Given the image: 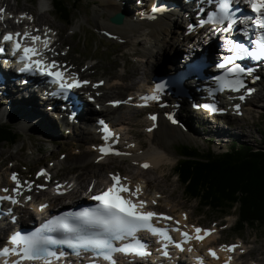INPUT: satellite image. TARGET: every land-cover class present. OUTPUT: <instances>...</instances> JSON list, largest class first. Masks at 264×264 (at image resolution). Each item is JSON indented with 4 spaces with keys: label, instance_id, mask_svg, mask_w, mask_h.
<instances>
[{
    "label": "rangeland",
    "instance_id": "obj_1",
    "mask_svg": "<svg viewBox=\"0 0 264 264\" xmlns=\"http://www.w3.org/2000/svg\"><path fill=\"white\" fill-rule=\"evenodd\" d=\"M46 1L49 6L48 10H45L43 6L39 5L41 0H0V9L4 8L10 12H14L15 10L21 11L23 9L32 11V15L35 17L36 21L40 18L38 20L39 22L37 21L39 24H51L52 27L54 26L59 35L57 41V47H59V49L57 50V54L75 70L81 72L83 77H89L92 81L99 78H107L110 82L116 81L117 87L114 92L104 94L101 97V101L104 102L106 98L110 97L123 98L128 93L135 92V90L143 87L148 77L144 80L141 75L131 74L135 66H139L142 70L145 64L134 60L132 51L130 50V44H123L122 40L111 38L103 33L104 30H99L102 25L98 24L95 12L101 11L100 0H79L75 5L77 6L76 10L72 13V19L67 24L58 21L51 0ZM64 1L67 3L71 2V0ZM125 3L124 8L128 11H126L128 15L131 16L130 10L135 7V0H126ZM104 14L107 15L106 12H104ZM138 14L139 12H137V15ZM180 19L181 17L177 16V25L172 27L173 35H177L181 27H184ZM12 23L16 28H20L21 26L25 28V25H18L16 21H12ZM37 27L38 25L35 29ZM140 33L141 32L137 34V38L144 37L141 39L147 41V38H145V36H140ZM128 39L131 41V37ZM180 48L182 51L184 47L180 45ZM168 49V47L165 48V51L167 50L166 52H168ZM86 66L91 67L86 68ZM116 75H120L121 79H114ZM256 101L259 100H252L253 103H256ZM17 103L18 109H21L22 114L18 111H10L5 114L0 108V123L11 124L19 134L18 141L16 140V143L13 145L10 143L0 144V173H3V177L0 174V183L3 182L2 180L5 177L6 179L9 178V173H12V170H15L16 173L23 176H34L37 167L41 165L46 167L52 164V167L55 168L53 172L56 173L59 178L63 177L67 179L68 177H74L83 172L79 164H74L69 161L77 158L78 155L79 157L77 159L85 156L87 157L94 152L88 145L91 134L88 132L84 134L87 136V139L85 142L80 143V147L75 140L76 137L73 139L67 137L65 133H63L62 127H60L57 135H48L47 133L51 134L50 121L43 116L46 115L43 110L38 112L37 100L30 99L27 103L21 101H17ZM245 107L247 113L244 114V117L235 118L233 121L238 125L244 124L245 129H243V132L247 133L246 136L250 135V139H253V143L258 142L261 132H264V108H258V106L254 104ZM250 112H252V114ZM115 113L116 115L121 113L126 118L124 120L119 119L115 121V123L122 122L126 125L125 138H133L138 141V143H141V151L147 150L149 147L153 146L152 143L156 141L152 139H154V134L156 132L152 133L153 128L151 131L147 132L149 134L145 133V128H147V124L143 119L145 111L119 108ZM260 113L263 114V117L258 116ZM36 116L40 117V121L31 124L29 120ZM178 119L179 124L177 126H180L176 127V133L178 135L175 136V134L170 131H167L164 135V139H172L168 147L174 161L171 163L162 162L157 167L147 170V172L139 173L143 175H141L142 178L145 176V178L151 179L150 186L143 190V194L147 197L154 198V200L159 203L156 207L161 211H175L177 214H181V212L184 211L186 214L190 215V220L194 223L206 226L215 224L220 230L218 234L219 238L216 239L214 242L215 244L219 242H236L239 241L240 237L249 248L248 254L246 253V257L242 260V264H255V262H258V264L264 263V226L246 227L243 231L239 232L240 234H236L235 231L237 230L234 225L237 215L234 209L229 215L223 217L219 216V213L209 210L207 207H201L196 200L187 199L183 193V187L175 175V165L179 158L177 150H180L178 145L187 144L190 146H197L203 151L206 150L208 141H211V143H213L212 148L214 152H220L225 150L229 145L228 140H226L227 134L222 136L223 139H217L215 135H212L214 123L216 122L207 120L198 113L190 114L183 112L181 115L179 113ZM227 120L228 119H221L219 122ZM229 120H231V118ZM183 121L189 126L188 130L190 131L188 133L184 132L181 128ZM225 129L227 130V128ZM237 130L241 132L239 129ZM214 131L216 132V130ZM220 131H223L222 127H220ZM246 136V141L242 139L239 140V137H236V140L251 144L249 138H246ZM233 138V141H236L234 136ZM216 141L224 143L218 145L214 143ZM137 149H139L138 145L134 147V150ZM76 151L81 152L76 156ZM49 154L50 156H48ZM57 160H59L61 164H58ZM104 164L105 169L101 170V175H103V177H105L108 171L116 172L120 170L127 174L131 180H134L136 173H138L136 161L130 157L117 159L109 158L104 161ZM242 245L245 249L243 243ZM250 258L255 261H249ZM258 258H261V263L256 261Z\"/></svg>",
    "mask_w": 264,
    "mask_h": 264
},
{
    "label": "snow or ice",
    "instance_id": "obj_2",
    "mask_svg": "<svg viewBox=\"0 0 264 264\" xmlns=\"http://www.w3.org/2000/svg\"><path fill=\"white\" fill-rule=\"evenodd\" d=\"M231 0H223L220 4V11L222 15L219 18L220 23L227 21V26L222 29L224 32H229L233 26L234 21L229 18L228 7ZM246 3L251 7V10L257 14L258 21L255 27L264 29V0H246ZM4 10L0 9V13ZM155 11V9H153ZM149 19L154 17L149 16ZM31 19V17H28ZM38 31V30H37ZM29 37V33L25 32L23 37L20 33L13 34L11 32L2 36V40L5 43L12 44V54H19V60L23 63L21 72H35L40 75L51 77L52 82L57 84L62 91L80 88L82 85H86L88 81H80L73 77L71 80L65 78V72L60 69V66L56 61H45L41 57L43 52L35 47L36 42L41 41L45 51L49 49V42L47 35L42 39L39 35H32L33 46H23L21 39ZM256 47L249 51L243 44L232 43V47L229 48V52L235 51V54H230L224 57L223 61L217 64L218 68H225L226 65H233L227 69L224 76L216 77L217 82L222 88H227L232 92H240L241 89L246 87L242 76L245 74V69L236 63L237 60L243 59L245 55L255 60L264 58V34L258 35L257 39L252 41ZM3 47H0V52H3ZM103 84V81L100 82ZM99 85H92V87H98ZM164 88L163 84H156L153 89V94L149 97H142L145 100H160V93ZM251 89H248L251 94ZM91 99V97H89ZM131 99V98H129ZM241 101L245 99L244 95L239 97ZM128 101L115 100L111 101L113 107L118 106L120 103H127ZM210 111L216 109L205 105ZM237 107H239L237 105ZM152 120L156 117L152 116ZM176 121L173 120V123ZM103 126V132L105 133L104 139L113 137L114 134L109 129L108 125L104 121L99 122ZM151 131V129H148ZM132 147V145H129ZM100 158H104L109 155L116 156H128L130 153H124L117 151L111 145L105 144L99 147ZM143 169H147L150 165L145 162L139 165ZM38 176L46 175L41 171ZM111 185L104 191L93 194L90 198L94 201H98V205L95 208H85L79 212L66 213L63 216L53 217L51 221L43 225L41 229H38L35 233L22 236L19 233L12 234L8 237L6 246L0 248V257H14V259L4 261V264H25V262L42 261L43 264H52V258L57 257V253L52 250V246H66L73 250L75 255H80L81 251H92L94 255L102 257L103 260L109 262V264H116L113 258V253H122L124 255H133L136 257H146L149 255L147 246L137 238V233L146 231L154 236H159L166 243L163 244V248L166 249L169 243H172L173 238L169 235V230L165 228H158L153 225V220L163 219L165 221H172L171 216H166L162 213H156L154 211L145 210L147 202L138 199L134 201L131 198H125L124 193H127L129 197H138L141 193L140 185H136L134 190L131 189L127 183V177H121L119 174H111ZM10 179L16 185L11 189V195L0 196V201H9L11 204L16 205L19 201L16 196L20 195L19 189L21 182L19 181L17 174L12 173ZM27 183V182H25ZM29 191H31V185H28ZM37 187H43L37 185ZM60 185H57V189H60ZM5 193L9 192V189H0ZM91 192L92 189L89 188ZM59 194H63L59 192ZM25 199H31V197H25ZM156 203L155 200L152 201ZM47 205H41V209L46 208ZM186 219V217H185ZM179 224V221H175ZM45 230L48 232L56 233L57 235L51 236L44 234ZM172 231L178 232L182 238L184 244L195 239L198 242L203 241L206 237L211 235L214 229H202L200 227L193 226V232L195 235L188 232L181 231L179 227H174ZM130 239V242L124 243L119 247L113 245V241H124ZM175 247L184 251L181 243H176ZM240 245H221V250L227 253H234ZM191 251L192 249H187ZM242 251V249H241ZM64 253H60L62 256ZM165 257L169 255L167 251L162 253ZM208 255L214 260H218L219 256L213 248L208 249ZM232 256L229 255L224 264H231ZM199 264H204L200 259Z\"/></svg>",
    "mask_w": 264,
    "mask_h": 264
},
{
    "label": "bare ground",
    "instance_id": "obj_3",
    "mask_svg": "<svg viewBox=\"0 0 264 264\" xmlns=\"http://www.w3.org/2000/svg\"><path fill=\"white\" fill-rule=\"evenodd\" d=\"M116 1L115 0H100V10L101 11L95 12V17L98 21V24L102 25L99 30L100 31L104 30L103 33L107 36H110L111 38H117V39L122 40L123 44H127V45L130 44V50L132 51V56H133L134 60L145 64L144 68L142 70L140 69L139 66H135L133 73L131 75H135V74L141 75L142 79H145L148 77V81H146V83L144 84V87H146L149 84V80H150L151 76H153L154 74L161 73L163 70H166L167 68H169L170 65H167V62H169L168 59L166 58L167 54H169L171 52L177 53L178 47L180 45L183 46V40L188 39V37L183 36L180 33H178L177 35H173L172 27L174 25H177V20L174 18L173 13H171L170 15L160 16V17L159 16L156 17L155 14H152L151 16L154 18L149 19V20L148 19H139V17L142 14L149 13L152 9H154V4L152 5V2H154L156 0H148L147 3L141 2V3H139L140 6H137L135 4V7H133L130 10V13L132 14L131 16L128 15V13H127L128 11L124 8V5L126 4L125 3L126 0H116ZM118 2L121 3V9H120V3H118ZM42 4L47 5L48 2L46 0H41L39 5L43 6ZM159 6H160V3L158 2L156 4V7H159ZM162 9H167V7H164L162 5ZM141 10H142V12H141ZM25 11H26V9H23V10L17 11V12L21 14ZM168 11H169V9H168ZM104 12H106L107 15L104 14ZM117 12H122L124 15V19L121 23L115 24V23H112L110 21V17L115 15ZM137 12H139L138 15H137ZM0 15H1V13H0ZM18 18H20V17H18ZM41 18H43V17H41ZM4 24L12 25L13 23L8 20V21H5ZM243 24H245V22H243ZM43 26L46 27V29H43L42 32H44V31L47 32L48 28L52 27L51 24H43ZM136 32H138V33L141 32L140 36H145V38H147V41L141 39L144 37L137 38L138 33H136ZM224 33H225L224 35L221 34L220 37L212 39V41H211L212 47H217L218 40H224L225 39L224 37L227 34H229L230 32H224ZM129 37H131V39H130L131 41H129V39H128ZM210 39L211 38H209L208 35L205 38V40H210ZM202 41H204V39ZM167 47L169 48L168 52H166L167 50L165 51V48H167ZM187 50H188L187 48L182 49V52L183 51L187 52ZM214 57H218V55H214ZM141 76H140V78H141ZM262 77H263L262 80L260 81V83H258L260 86L258 87L257 92H256L255 96L253 97L254 99H258L259 101H256V103H257L256 104V103L252 102V99L247 100V105L254 104V105L258 106V108H264V101H263L264 100V75H262ZM39 79H42V77H40ZM114 79L119 80V79H121V76L116 75ZM95 81L99 82V86L97 88L92 87V82L90 81L89 82L90 86L86 87V90L92 92L95 95L96 99H95L93 105L97 104L98 108L96 110H94L95 108L92 109V110H94L93 114L92 115L88 114L86 116L87 122L89 123V121H91V122L95 121L97 115L102 116V117H108L112 123H114L116 126L119 127V130L124 131L126 125L122 122L121 123H115V121H117L119 119L124 120L126 118L121 113L116 115L115 111L119 108H126V107L125 106H119L118 108H111V107H109V105L103 104L101 102V97L104 94L114 92L115 88L117 87L116 81L110 82L109 79H107V78H99ZM101 81H103V84H100ZM127 87H128V85H127ZM127 87H124V88H127ZM6 90L4 89V86H2L0 84V108H1V111L3 113L7 114L10 111H18L21 113V109H18L17 101L27 103V101H29L30 99H35V100H37L38 112L40 110H43L44 113L46 114L43 116L47 118V113H49V112H47V109L43 104H40L38 102V98L35 95L32 87H16L15 91L18 92L17 94L12 93L8 89H6ZM138 91H140V88L138 90H136V92H138ZM197 94H201V93H197ZM127 95H133V92H130ZM116 99H119V98L118 97H110V98H106V101L109 102V101H113ZM182 99H184V101L186 102L183 104V107L182 106H175L174 104H167L166 105L167 109L166 110L164 109V111L168 112V114H170L172 118L174 117L173 119H175V121H176L175 123H173V120L165 121L163 118L160 117L161 115L159 113L155 116L156 117L155 120L151 119V117H152L151 114L148 115L149 117H148L147 122L149 124H153L155 127L153 129L152 133L153 132L154 133L156 132V133L154 134V139H152V140H155L156 142L152 143L153 146L149 147L147 150L141 151L140 150L141 149L140 148L141 143H138V141H136L133 138L127 137V139H126L125 138L126 132L124 133V135H123V139L125 142L124 146H126V148H128L127 152H125V153H130V155H128V157H130L132 159H140L141 160L140 164L143 162H148L150 164V167L147 170L157 167L162 162L171 163L172 161H174L172 153L169 151V147H168L170 142L172 141V139L171 138H165L164 139V135L167 131L174 133L175 136L178 135L176 133L177 132L176 127H180V126H177L179 124L178 116H179V113H181L183 111V109H185V107L188 106V101H189L186 98H182ZM134 101L140 102L141 100L138 98ZM161 101H163V100H161ZM161 101H159V102L150 101V102H152V104L154 105V107L156 109L157 105ZM240 109H242L244 112L242 115L247 113L245 111V108H240ZM233 114H236L235 111ZM243 117L244 116H241L239 118H243ZM80 118H81L80 116H77V118L75 117L74 119H69L67 117H60L57 122L49 120L50 121L49 124L51 125V127H50L51 134H49L47 132L46 133L48 135H52V136L57 135L60 127H62L63 133H65V135L67 137H69V138L71 137L70 139H73L74 137H76L75 140L78 143V146L80 147V143L85 142L87 139V136L84 134L86 132H88L90 134H94V132H95L94 128L93 129H85V125H83V123L80 122ZM223 119H225V118H223ZM39 121H40L39 116H36V117L31 118L29 120V122L31 124H34V123L39 122ZM117 124H119V125H117ZM55 125H57V126H55ZM178 129H180V128H178ZM231 131L239 132L237 129H233ZM74 135H76V136H74ZM243 135L244 136L240 135V137L242 138V140L246 141V139H245L246 135L245 134H243ZM246 137H248V136H246ZM92 138H93V136L91 135L90 139H92ZM216 138L217 139H223L221 136H218V135L216 136ZM226 140H228L229 144L234 142L231 139H226ZM239 140H241V139H239ZM244 141H242V142H244ZM214 143L219 145V144H222L224 142L216 141ZM225 143H227V142H225ZM97 145L98 144H96V141L94 143V140H92V141L90 140L89 146L90 147L94 146L95 152L91 153L92 155L89 154L87 157L85 156L83 158L77 159L79 157V155H78L77 158L69 161L71 163L73 162L74 164H79L81 166V170L83 172L72 177V179H74L77 182V184L79 185L80 188H84V192L86 191V188L90 183L93 184V187H94L93 191L97 190L96 188H99V190H100L101 188H104L106 186V184L104 183V177H103V175H101V170L105 169V164H104V160H103V159H105V157L99 161V158H98L99 155H98L97 148H96ZM129 145H132V147H129ZM136 145H138L139 149L134 150V147ZM80 152L81 151H76V156ZM57 163L61 164V162L59 160H57ZM52 166L53 165L50 164V166L47 167L49 170H47L46 175L43 176V178H44L43 184H46L47 182H50L52 180V173H54V172H51V170L53 168ZM147 170H144V169L138 167V171H137L138 173H136V177H134V180H131V178H129V176L122 171H119L118 174L121 177H127L128 178L126 183L128 184V186L130 188H133V187L135 188L136 185H140V187L144 186V187L148 188V186H150L151 179L145 178V176H144V178H142L143 175L141 174L142 175L141 176L139 174V173L147 172ZM12 172H15V170H12ZM108 172H111V171H108ZM0 174L3 177V173H0ZM16 174H18V173H16ZM37 178H38L37 176L32 177L30 180H36ZM30 180L27 181V176H23V175H21V177L19 176V181L22 182V185L19 189V192L22 195L18 196V197L20 198L21 201H24L25 197H30V196H32V197L37 196L38 197V195L36 193H34V189H31V191H29L28 182H30ZM2 181L3 182L0 186H4L5 188H9V189L11 188L12 189L13 186H16L10 178L6 179V177H5ZM25 182H27V183H25ZM58 182L64 183L65 180L59 179L58 181H55V183H53V187H52L53 191H55L57 189L56 184ZM85 183H86V185H85ZM141 190L142 191L138 195L137 199H142V200L146 201L147 202L146 208L151 209L152 208L151 206L159 204L158 202L153 204L152 201L154 200V198H150V197L145 196L143 194L142 188H141ZM40 192H42V191L40 190ZM53 199L55 201V204H59V203H62L64 201L63 199H58V197H54ZM30 206H31V204H29L25 207L19 206V205H15L14 207L16 208V210H18L20 212H25L27 210V208ZM31 207L35 208V204H32ZM186 216L187 215L184 214V216L177 217L179 222L181 224H183L184 226H186L184 224ZM213 228H216V227L213 226ZM216 234L217 233H213L208 238L204 239L202 242L195 243L191 247V249H192L191 251L192 252L196 251L201 256H205L206 245L207 244L212 245V242L215 240V238L217 236ZM236 244L240 245V248H238L235 251V254H240L243 251L242 250L240 252V250L244 249V247L242 245V242L237 241ZM217 247L219 248L220 252L223 255H226L227 252L221 250V245H217ZM204 258H207V257H204ZM210 264H216V262L211 261Z\"/></svg>",
    "mask_w": 264,
    "mask_h": 264
},
{
    "label": "trees",
    "instance_id": "obj_4",
    "mask_svg": "<svg viewBox=\"0 0 264 264\" xmlns=\"http://www.w3.org/2000/svg\"><path fill=\"white\" fill-rule=\"evenodd\" d=\"M78 1L51 0L58 21L69 23ZM18 137L11 124L0 123V144L13 145ZM212 144L208 141L203 151L178 145L175 175L185 197L219 216L234 209L236 234L246 227L264 226V132L258 142L234 141L220 152H214Z\"/></svg>",
    "mask_w": 264,
    "mask_h": 264
},
{
    "label": "water",
    "instance_id": "obj_5",
    "mask_svg": "<svg viewBox=\"0 0 264 264\" xmlns=\"http://www.w3.org/2000/svg\"><path fill=\"white\" fill-rule=\"evenodd\" d=\"M110 21L112 23L118 24L122 22V15L119 13H116L115 15L110 17Z\"/></svg>",
    "mask_w": 264,
    "mask_h": 264
}]
</instances>
